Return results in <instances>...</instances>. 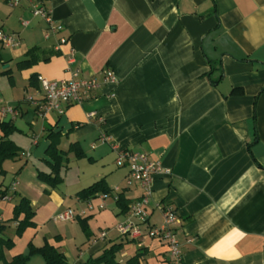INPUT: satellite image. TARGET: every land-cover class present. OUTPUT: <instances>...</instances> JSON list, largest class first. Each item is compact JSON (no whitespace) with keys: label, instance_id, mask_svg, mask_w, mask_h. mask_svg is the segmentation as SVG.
Wrapping results in <instances>:
<instances>
[{"label":"crops","instance_id":"1","mask_svg":"<svg viewBox=\"0 0 264 264\" xmlns=\"http://www.w3.org/2000/svg\"><path fill=\"white\" fill-rule=\"evenodd\" d=\"M35 6L64 26L66 44L60 35L45 38L48 25L33 16ZM0 30L19 39L14 47L0 43V107L20 111L0 122L16 128L10 140L21 150L0 174V227L14 243L7 261L47 243L68 264H86L113 245H122L119 264L140 250V264H175L159 241L132 240L116 229L142 196L140 186L126 188L118 146L171 171L153 177L147 225L163 224L161 206L175 210L181 264H264V0H0ZM31 52L36 64L19 70ZM70 70L98 79L112 70L116 96L107 99L111 87H104L64 116L45 113L38 78L65 80ZM49 129L62 134V151L77 143L86 155H68L56 190L38 177L52 174ZM102 179L112 191L124 189L126 213L114 197L102 209L101 194L79 199ZM22 198L31 202L36 226L18 237L13 219ZM70 207L82 215L54 221Z\"/></svg>","mask_w":264,"mask_h":264},{"label":"built area","instance_id":"2","mask_svg":"<svg viewBox=\"0 0 264 264\" xmlns=\"http://www.w3.org/2000/svg\"><path fill=\"white\" fill-rule=\"evenodd\" d=\"M15 5L17 4L15 3ZM32 12L35 18L43 19L48 25L44 35L46 39H50L55 35H60V45H64L68 42L66 37L63 38L61 36L64 32V26L57 24L52 18L50 12L41 6H35ZM22 24L24 27H27L29 22L23 21ZM18 41L19 39L17 35L5 33L3 30H0V43L3 46L14 47L18 44ZM38 81L41 86L40 93L44 100L43 110L45 113L55 112L60 116H64L69 107L80 106L88 101L96 99L97 92L104 87H111L106 98H114L117 93L116 88L119 85V78H117L112 70H106L102 74L101 79L96 77L85 78L82 76L81 70H70L69 79L50 81L43 77H39ZM8 116L15 119L20 116V111L18 108L9 105L0 107V122ZM88 117L90 119H95L96 113H90ZM1 138L0 135V140ZM101 141L103 143H108L109 139L103 136ZM113 150L117 156V164L121 167L128 168V175L125 179L126 188H131L137 185L142 189L140 202L135 203L130 208L128 219H126V222L117 226V231L121 236L128 237L132 240L149 238L159 241L162 245L168 248L172 261L175 264H181L183 252L178 238V232L175 227L180 220L175 210L165 205L161 206L160 209L163 215V224L160 227H150L147 225L149 222L147 207L151 203L150 199L153 194V177L157 174L169 175L171 174V171L164 169L161 163L150 161L148 157L142 153L121 149L118 146H114ZM123 190L124 189L121 187H116L109 194H101L99 196V199L102 201L100 208H104L105 201L110 197H114L118 200L119 194L122 193ZM93 205L94 204L90 202L88 204V209L93 210ZM79 215L70 207L59 213L57 217L55 216L53 219L56 222L65 223L75 221ZM100 238L105 239L106 233H102Z\"/></svg>","mask_w":264,"mask_h":264},{"label":"trees","instance_id":"3","mask_svg":"<svg viewBox=\"0 0 264 264\" xmlns=\"http://www.w3.org/2000/svg\"><path fill=\"white\" fill-rule=\"evenodd\" d=\"M33 52L29 53L27 57L28 59L18 63L17 68H19V70L28 69L36 64V59L33 56ZM1 66H4V58L0 52V67ZM4 73L11 79L10 69L4 71ZM32 84L33 81L31 85ZM36 87L38 86L36 85ZM15 131L16 128L10 122H4L0 124V135L2 137L0 140V174L4 173L2 167L6 161L15 160L21 154V150L10 140V136ZM47 138L51 142L47 154L51 160L50 163L52 164V174H39L38 177L40 180H42L43 183L56 190V188L63 184V179L60 176V171L63 167L69 164L68 155L70 153H74L77 159H84L86 155L77 143L72 144L69 147L68 151H62L60 149V143L63 136L60 132H55L54 129H49ZM111 191L112 190L109 189L106 181L102 179L89 188L85 189L84 191L78 193V197L82 201H90L99 194H109L111 193ZM118 203H120L119 207L122 213H126L128 211V203L125 201V198L122 195H120ZM22 215H24V218L23 220H20V217ZM34 217L35 212L32 208L31 202L28 199L22 198L14 210L13 221L18 222L16 236L20 237L28 228H34L36 226L33 222ZM80 223L83 227L84 232L89 237L88 227L85 220H80ZM3 231L4 227H0V263L30 264V261L33 257H41L45 262L44 264H68L65 255L58 249L50 246L47 243L42 248H36L32 244H30L27 254L17 256V258L14 257L10 262L7 261L5 251L11 250V248L14 246V243L11 239L3 236ZM121 249L122 245H113V247H111L110 249L105 250L101 256L90 259L88 262H86V264H119V262L117 261V254L121 251ZM143 255L144 254L141 253L140 250L135 257L131 258V260L128 261L127 264H140V260L142 259Z\"/></svg>","mask_w":264,"mask_h":264}]
</instances>
